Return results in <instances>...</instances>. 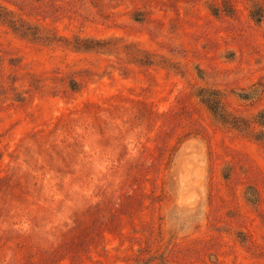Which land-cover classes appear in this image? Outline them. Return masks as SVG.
<instances>
[{"label": "rangeland", "instance_id": "1", "mask_svg": "<svg viewBox=\"0 0 264 264\" xmlns=\"http://www.w3.org/2000/svg\"><path fill=\"white\" fill-rule=\"evenodd\" d=\"M0 264H264V0H0Z\"/></svg>", "mask_w": 264, "mask_h": 264}, {"label": "trees", "instance_id": "2", "mask_svg": "<svg viewBox=\"0 0 264 264\" xmlns=\"http://www.w3.org/2000/svg\"><path fill=\"white\" fill-rule=\"evenodd\" d=\"M252 17L255 18L257 21H261V14L257 15V13L252 14ZM49 151L52 153V156H61L63 155V151H66L65 149H62L59 145L53 144L50 146Z\"/></svg>", "mask_w": 264, "mask_h": 264}]
</instances>
